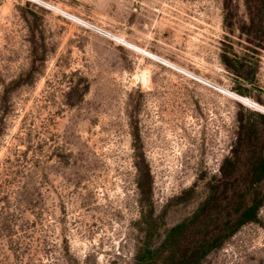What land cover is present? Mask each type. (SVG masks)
Instances as JSON below:
<instances>
[{
    "label": "rangeland",
    "instance_id": "374dc122",
    "mask_svg": "<svg viewBox=\"0 0 264 264\" xmlns=\"http://www.w3.org/2000/svg\"><path fill=\"white\" fill-rule=\"evenodd\" d=\"M255 2L0 0V264H133L144 218L159 241L209 188L222 205L246 195L242 161L220 170L246 137L264 153V50L244 48ZM225 44L259 60L249 97ZM200 264H264V198Z\"/></svg>",
    "mask_w": 264,
    "mask_h": 264
},
{
    "label": "trees",
    "instance_id": "16d2710c",
    "mask_svg": "<svg viewBox=\"0 0 264 264\" xmlns=\"http://www.w3.org/2000/svg\"><path fill=\"white\" fill-rule=\"evenodd\" d=\"M229 1L224 0L225 8ZM255 6L260 9H256ZM251 8L254 9L252 12H250ZM251 8L248 9V29L254 37L248 39L249 45L244 48L254 55H259L264 50L261 36L258 35L259 31H262L263 19L261 16L264 15V0H256ZM223 21L228 32H234V24L226 14ZM225 38L228 40L227 36ZM219 60L223 68L234 76L236 86L233 92L243 97H249L250 91L245 86L256 85L259 60H251L245 54L236 53L231 44L223 46ZM252 140L253 137H246L244 140L248 147L244 157L235 154L230 158H225L220 170L221 174L225 176L226 165L233 169L238 166V163L243 162L249 179L244 193L249 196L248 199H245V195L241 199L236 201L234 199L222 205L221 199L218 198L217 186L209 188L207 197L192 215L167 228L159 241L154 239V221L152 215H149V218H144L142 221L145 225L144 237L141 246L134 255L133 264H200L208 254L219 249L238 227L256 222V215L262 206L264 195L257 201L253 191H255L254 186H259L264 178V153L262 147L250 146ZM231 153L234 154V151ZM137 161L143 165L145 160L140 156L137 157ZM137 168L140 170V167ZM138 188L142 192V184L139 183ZM146 188L150 189V182L147 183ZM228 208L235 212V218L232 220L222 217V213Z\"/></svg>",
    "mask_w": 264,
    "mask_h": 264
},
{
    "label": "bare ground",
    "instance_id": "6f19581e",
    "mask_svg": "<svg viewBox=\"0 0 264 264\" xmlns=\"http://www.w3.org/2000/svg\"><path fill=\"white\" fill-rule=\"evenodd\" d=\"M32 1H38V0H32ZM51 7L53 8L54 11H56V12H60V13H62L63 15L67 16L68 18H71L72 20H74V21H76V22H78V23H79V22H82V23H83V21H81L80 19H78V18H76V17H74V16H72V15H70V14H68V13H66V12H64V11H62V10L59 9L58 7H53V6H51ZM112 38H116V37H112ZM116 40H118L119 42H121L123 45H127L129 48H132V49H135V50L139 51L140 53H142L143 55H145V56H147V57H150V58H152V59L157 60L158 62H160V63L163 64V65L171 66V64L168 63L167 61L162 60V59H160L159 57H157V56H155V55H153V54H151V53H149V52H146L144 49H141V48H139V47H137V46H134V45H131V44L126 43L124 39H119V37H117ZM143 52H144V53L146 52V53L144 54Z\"/></svg>",
    "mask_w": 264,
    "mask_h": 264
},
{
    "label": "built area",
    "instance_id": "2783aa9c",
    "mask_svg": "<svg viewBox=\"0 0 264 264\" xmlns=\"http://www.w3.org/2000/svg\"><path fill=\"white\" fill-rule=\"evenodd\" d=\"M211 88V87H210Z\"/></svg>",
    "mask_w": 264,
    "mask_h": 264
}]
</instances>
